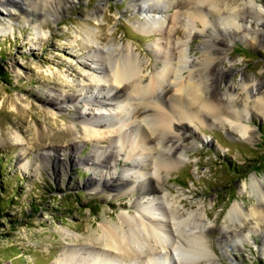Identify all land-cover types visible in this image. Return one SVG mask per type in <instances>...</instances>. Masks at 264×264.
Instances as JSON below:
<instances>
[{
    "label": "rangeland",
    "instance_id": "rangeland-1",
    "mask_svg": "<svg viewBox=\"0 0 264 264\" xmlns=\"http://www.w3.org/2000/svg\"><path fill=\"white\" fill-rule=\"evenodd\" d=\"M63 1L67 10L57 15L42 19L38 8L30 11L33 16L40 17L33 25L22 19L25 11L20 9H27L26 6L19 7V11L11 8L12 19L7 18L5 8L0 7V29L5 31L0 35V264H54L62 252L72 257L70 251L77 248L84 247L86 252L98 249V244L85 238L96 236L97 228L103 223L117 222L120 216L137 215L142 211L141 205L144 208L156 206L155 202L166 205L165 199H153L155 195L149 194V200L142 198L130 185L120 191L103 188L97 180L104 177L101 169L85 163L84 158L93 150L108 146L113 149L117 144L108 140L98 143L97 137L83 136L78 128L82 131L88 124L105 134L108 130L114 131L120 117H111L105 110L107 113L102 117H94L96 107L92 97L87 103H77L76 108L63 102L59 103L62 110L58 112L52 107L56 103L53 96L65 92H91L105 102L106 90L96 86L104 82L90 79L91 75H99L92 63L96 52L102 53L116 45H129L140 61L149 65L144 73L152 70L156 49L160 48L158 45L165 46L167 42L165 35L155 32L154 28L142 31L138 26L137 19L143 20L149 15V2ZM176 1L163 0L156 7L162 15L171 16L175 14L173 4ZM185 1L189 4L195 0ZM253 2L262 11L264 35V0ZM217 4L221 11L228 6L240 5L237 0H218ZM98 5L103 9L95 19L90 14ZM137 7L141 10L136 11ZM183 24H176L182 32L176 38H186ZM205 29L204 35L215 33L213 26ZM85 31L96 34L93 42L85 41ZM223 34H218L226 42L223 50L234 65L221 78L224 82L234 81L238 93L235 101L227 104L229 109L225 106L224 112L230 119L233 110L248 108L253 114L247 115L245 122L253 129V137L241 138L226 122L192 125L193 133L188 134L193 137L190 139L193 142H187L182 162L161 174L165 177L169 196L182 203L185 213L196 208L205 209L207 213L201 212L206 225L204 231L208 225L211 230L206 231V238H202L200 255L209 260L204 258L196 264H264V228L257 226L259 223L264 226L263 222L249 219L247 227H225L228 222L231 224L227 214L233 204L239 203L244 211H249L260 203V192L254 189L252 181H258L264 193V118L252 107V99L244 102L241 89V79L245 77L249 85L254 80L259 91H264V39L258 45L245 35L228 37ZM98 35L104 37L103 42ZM201 39V36L188 39L191 58L201 54ZM88 46L94 51H88ZM218 59L216 63L221 66ZM224 64L228 66L229 62ZM217 84L225 90L222 83ZM49 89L53 90L50 92ZM117 105L112 114L119 112ZM129 117L128 121H122L125 124L120 123L124 129L132 131L122 138L125 143L122 151L128 150L139 137L137 130L133 132ZM94 120L108 127L94 126ZM12 122L13 127L10 126ZM72 125L77 127L73 130L74 135L66 128ZM35 126H41L44 133L34 134ZM71 138L80 144L74 160L62 151ZM46 153L49 154L47 158L44 157ZM139 157L149 166L147 156ZM117 161L120 164L118 171L123 170L121 174L131 176V180L141 175L139 170L129 169L134 160L120 156ZM124 165L128 170L124 171ZM233 219L237 222V218ZM250 228L255 232L247 236ZM235 232L243 239L234 236ZM224 234L227 235L225 238ZM170 258V264H181L175 253ZM108 260H102V263ZM138 261L131 264H152L144 258Z\"/></svg>",
    "mask_w": 264,
    "mask_h": 264
},
{
    "label": "bare ground",
    "instance_id": "bare-ground-1",
    "mask_svg": "<svg viewBox=\"0 0 264 264\" xmlns=\"http://www.w3.org/2000/svg\"><path fill=\"white\" fill-rule=\"evenodd\" d=\"M144 1L149 2V7H147L149 15L143 20L137 19L139 28L142 31H150L154 28L155 32L165 35L164 39L167 42L165 46L158 45L160 48L156 49L152 70L148 74L144 73L149 65L142 63L129 45H116L102 53L96 52L93 54L95 57L92 63L95 65L94 68L99 70V75H91L90 79L95 82H104L103 84L97 83L96 86L101 90H106L105 102L91 92H65L53 96L56 103H53L52 107L58 112L62 110L59 103L63 102L67 106L71 104L76 108L77 103H87L88 98L92 97L96 107L94 117H102L107 113H104L105 110L109 111L107 115L111 117H120V123L123 124L122 121L127 120L130 116L129 121L133 125L131 128H133V132L137 130L139 137L129 145L126 151H122V147H125L122 138L124 139L132 131L124 129L120 123L118 126L115 125L114 131L108 130L105 134L92 129L88 124L82 131L80 128L77 130L75 125L66 128L71 135L75 134L73 130H77L83 136L97 137L98 143L108 140L110 143L117 144L113 149L111 146H106V149L93 150L91 155L84 158L86 164L101 169L104 177H98L97 180L103 188L120 191L130 185L142 198L147 199L149 194L155 195L156 197L154 196L153 199H165L166 205L155 202L156 206L144 208V205L140 206L139 204L142 211L137 215L120 216L117 222L103 223L97 228L96 236L85 238L93 244L100 245V247L97 246L98 249L87 252L84 247L71 250L74 257L62 252V256L57 257L54 264H131L139 262L140 258L148 259L152 264L162 262L170 264L172 259L170 257L174 253L181 264H196L198 260L204 259L205 257L200 255L201 241L203 237L206 238V231L208 233L211 230L208 225L204 231L206 227L203 215L206 213L205 209L196 208L192 212L185 213L182 203L172 200L174 198L171 197L172 195L169 196V189L165 187V177L161 172L166 171L167 173L182 162V156L188 147L187 142L190 141L191 144L193 142L190 140L193 137L188 132L193 133L191 126L196 127L197 123L217 122L223 124L226 122L231 130L241 138L253 137V129L245 122L247 115L253 114L248 111V108L245 107L236 112L233 110L229 116L232 120L227 118L228 114L224 112L225 106L228 108L227 104L234 102V97L238 93L234 81H222V75L231 70L234 63L223 50L222 46L226 42L218 34L224 32L223 35L228 37L245 35L256 44L261 45L264 39L262 11L253 5V0H237L240 5L237 4L233 8L225 6L227 8L224 11L219 8L218 0H195L189 2L190 5L185 0H177L173 4L175 14L164 16L156 7L157 3L163 0ZM72 2L73 0H71ZM23 6H26L27 9H20L21 12L25 11L22 19L30 25L39 21L40 17L43 19L48 15H57L67 10L63 0H0V7L5 8L6 17L9 19L13 17L11 8L19 11V7L23 8ZM37 8L40 17L30 13ZM102 9L103 6H96L91 11L92 18L96 19ZM140 10L141 8L137 7L136 11ZM178 23H184L186 34L184 39L176 38L182 34L181 30L176 27ZM198 24L201 27H198ZM208 26H213L215 33L208 31V35H204L205 28ZM4 33L5 31L0 29V35ZM85 33L87 42H93V38H96V34L91 31H85ZM196 36L202 37L199 42L201 54L199 57L191 58L188 54L191 50L188 39L191 40ZM97 37L101 42L104 41L102 35ZM167 45H171L170 48H172H168ZM86 48L90 52L94 51L92 46ZM218 58L222 62L221 66L216 63ZM226 61L229 62L228 66L224 64ZM93 72L95 71L93 70ZM241 82L244 102L247 103L252 99V107L264 118V91H259L257 82L255 83L254 80L251 85L248 84L245 77L241 79ZM217 83H222L225 90L220 89ZM106 86L108 89H105ZM49 90L51 92L53 89ZM116 104H118L119 112L112 114L111 112L116 110ZM125 115L127 118H123ZM93 124L94 126L108 127L107 124L97 123L95 120ZM10 126H14L13 122ZM33 131L34 134L44 133L41 126H35ZM70 141L62 151L70 154L74 160L80 144L74 139ZM48 148L52 149V147ZM137 148L140 150L138 151ZM141 155L144 158L148 157L149 166L143 163V159L141 160L139 157ZM45 156L47 158L49 154L46 153ZM120 156L134 160V165L129 169L141 172V175L135 176V182L131 180V176L121 174L123 170L118 171L120 164L117 157ZM125 165L127 166V164ZM126 170H128L127 167L124 171ZM139 176L144 177V180H139L141 179ZM252 184L254 189L260 192V203H256L249 211H244L239 203L233 204L227 214V217L231 218V224L228 222L226 228L236 229L243 225L245 227L249 219H253L257 223L260 221L264 223V193L258 181H252ZM147 203L146 205L149 204ZM184 215L186 217H183ZM233 218H237V222ZM257 226L264 228L260 223ZM254 232L255 229L250 228L246 233L249 236ZM226 234L223 235L224 238L227 236ZM234 236H239L240 240L243 239L238 232ZM107 259H109L108 262L102 263Z\"/></svg>",
    "mask_w": 264,
    "mask_h": 264
}]
</instances>
